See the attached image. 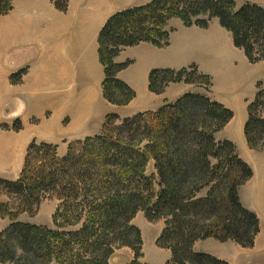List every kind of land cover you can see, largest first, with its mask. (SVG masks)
I'll list each match as a JSON object with an SVG mask.
<instances>
[{"label": "trees", "instance_id": "obj_1", "mask_svg": "<svg viewBox=\"0 0 264 264\" xmlns=\"http://www.w3.org/2000/svg\"><path fill=\"white\" fill-rule=\"evenodd\" d=\"M52 1L67 10L69 0ZM14 2L0 0V16L9 13ZM173 18L203 28L216 18L250 61L264 59V7H238L235 0H153L115 13L100 32L108 101L124 105L137 95L118 76L129 65L116 61L121 51L143 42L168 46ZM208 78L196 65L155 68L149 89L162 93L172 82L210 83ZM233 116L207 95L186 93L156 111L121 119V125L116 124L117 113H108L102 133L71 142L63 157L55 145L32 142L18 178H0V198L9 197L0 199V223L11 220L5 229L0 227V264H112L115 251L123 247L134 253L128 264H144L143 235L133 224L140 211L149 220L164 219L156 244L170 250L167 264H230L196 252L194 246L212 238L249 248L260 232L258 215L240 196L253 169L234 142L216 137ZM244 133L250 148H264L261 82L248 105ZM150 159L156 173L149 176ZM50 197L60 200L54 227L20 220L22 214L35 216Z\"/></svg>", "mask_w": 264, "mask_h": 264}, {"label": "crops", "instance_id": "obj_2", "mask_svg": "<svg viewBox=\"0 0 264 264\" xmlns=\"http://www.w3.org/2000/svg\"><path fill=\"white\" fill-rule=\"evenodd\" d=\"M152 1L69 0V9L63 12L52 0H15L13 9L0 16V125L9 123L8 119L11 116H18L20 108L27 107V103L31 102L30 104L34 105L36 98H47L48 103H56L60 98H48V94L57 92L63 94L60 103L68 106L72 102L71 99L75 103L79 99L80 87L84 88L86 85L94 84L95 93L93 92L91 100L84 109H91L94 102L102 105L98 112L101 113L95 121L97 126L96 128L81 126L77 130L76 138H81V135L85 137L95 135L92 132L96 129L98 132L101 120L108 113L119 112V108L109 105L103 96L101 85L104 67L99 58L100 32L107 20L115 13L143 6ZM235 1L238 7L246 3L264 7V0ZM168 27L172 31L167 48L162 49L150 42H143L141 46L126 48L124 53L122 51L116 58L119 63L133 60V63L127 69L120 71L118 76L137 91V96L129 105L131 111L123 116L156 111L165 103L175 102L186 93L201 92L192 85L175 83L171 84L161 95L153 93L149 89V75L155 68L182 69L196 65L206 75L219 76L218 79L223 85H220L211 99L231 109L234 116L230 123L219 132L217 138L234 142L241 158L252 167L254 176L241 186L240 196L243 205L255 212L262 223L264 183L259 182L261 185H258L255 182L257 175L261 176L260 168L256 169L252 163L257 151L249 147L244 135V126L248 119V105L256 95V90L249 95L248 99L244 95L251 89L255 77L254 72L247 73L251 70L249 58L242 48L235 45L232 33L216 18L205 29L196 25L186 26L179 18L171 19ZM237 51L241 55L242 66L239 70L243 68L244 71L240 77L244 84L242 87H238L233 79L226 82V76H224L225 73L231 75L235 68L233 67L235 62L232 60L228 61L229 65L225 64L226 54L237 56ZM25 66L30 67L25 78L29 91L25 84L19 87V91L23 90L25 92L23 94L27 95L19 98L16 93H13L14 90L10 89L13 87L10 76ZM223 69L225 71L222 72ZM258 81H263V79L260 78ZM244 89V92L237 93ZM65 90L68 91L65 92ZM75 91L78 92L73 94ZM83 101L85 98L82 99ZM53 105L58 108L56 104ZM6 107L7 110H5ZM236 122L240 127L237 132L233 128ZM92 128L94 129L91 131ZM0 133L3 132L0 130ZM9 135L12 133H7L8 137ZM51 140L57 139L53 137ZM11 150H16V148ZM8 154L9 157H14L0 163V177L15 180L20 174L23 163L16 158V154L9 151ZM261 177L264 179V173ZM248 194L251 198L248 202L259 206L250 205L251 203L245 201L244 198H248ZM260 240L262 241V237L256 241L257 246L255 245L258 254L264 252V240L262 242ZM194 250L210 253L230 264H237L243 256H249L250 249L232 241L223 243L210 238L196 242Z\"/></svg>", "mask_w": 264, "mask_h": 264}, {"label": "rangeland", "instance_id": "obj_3", "mask_svg": "<svg viewBox=\"0 0 264 264\" xmlns=\"http://www.w3.org/2000/svg\"><path fill=\"white\" fill-rule=\"evenodd\" d=\"M68 9H69V2H68L67 10L63 12H67ZM141 44L142 43L135 45V46H131V47L141 46ZM168 46L162 47V49L167 48ZM126 48L122 50L123 53L126 50ZM237 54H238L237 56H233L232 54L230 55V53L229 55L226 54L225 64L229 65L228 61L232 60L235 62L233 64V67L235 68L231 75H229L228 73H225L224 76H226V82H230L233 79V81L236 82L238 87H242L244 84L241 82L240 77L243 75L241 73H244V71H243V68L239 70L240 66H242L241 65V55L238 53V51H237ZM126 62H129V65L125 67L123 70L127 69L133 63V60H128ZM249 62L251 63L249 65V67H251V70L247 71V73L254 72L255 77L253 78L251 89L246 94H244L247 97V99L249 98V95H252V93H254L255 90L256 92L258 91V84H259L258 79L262 78L263 81H260V82L264 85V59L258 60L255 62L249 60ZM192 66L193 65L188 66L187 69H189ZM29 69H30L29 66H25V68L22 69L24 70V72L21 75L14 78V75L19 73L18 71L17 73L12 74L10 76L11 85L13 86L10 89L14 90L13 93H16L19 98L27 96L26 94H23L25 93L23 90L19 91L18 88L23 86L24 84L26 85V88H27V83H25V78H26L27 73L29 72ZM197 69L199 70L198 67ZM223 71L225 70L223 69L222 72ZM199 73L206 75L202 73L200 70H199ZM94 76H96V73H94ZM206 76L209 77L208 79L210 83H208L207 81L206 83L199 82L198 84L197 83H186V82H172L166 86L165 90L162 93H155V92L153 93L157 95H161L166 91V89L171 84L185 83V84L196 87L197 90L201 91L200 94L207 95L211 98L213 94H215V92L220 88V85H223V83L219 81L218 79L219 76L218 77H213L210 75H206ZM104 78H105V72L103 74V80H102V85H101L102 90H103ZM225 85L226 84L224 83V86ZM93 88H94V84L86 85L84 88L80 87L79 99L76 101V103L74 102L73 99H71L72 102H70L68 106H66L65 103H60L62 101L63 94L53 92V93L48 94V98H57V97L60 98V100L57 101L56 103H48L49 100L46 101L47 98H40V99L36 98V103L34 105L30 104L31 103L30 102V103H27V107L20 108V113L18 114V116L17 115L11 116L8 119L9 123L6 122L0 125L1 132L5 133V136H3V133H0V163L3 161H8L14 157V156L9 157L10 156L8 154V151H9V152L16 154V158L22 161L23 166H24L28 148L31 145V143L34 141L40 144L47 143V144L55 145L57 146L58 155L60 157L65 156L67 154V151L69 149L68 147L71 142L77 141V140H83L87 137V136L85 137V135H81V138H76L77 130L81 126H89V127L91 126L94 128H96L97 126L95 121L96 119H98V114L101 113V112L100 113L98 112L101 110L102 105H100L98 102H94L92 104L91 109L89 110L84 109L86 107V104H88V101L91 100L92 98L91 95H93V92L95 93V90ZM252 88H253V92H252ZM245 89L241 92L237 91V93H242L245 91ZM27 91H29V85H28ZM66 91L68 90H65V92ZM76 92L78 91H75L73 94H75ZM136 94H137V91H136ZM35 97H37V95ZM83 98H85V101L82 102ZM134 99H132L127 104L117 105V104L111 103L105 98V100L107 101L109 105L119 108L120 113L118 112L117 114L120 116V120L116 122L117 125L122 124L121 119L124 120L126 118L132 117V116L125 117L123 116V114L131 111V109L129 108V105L131 104V102L134 101ZM34 100L35 98L33 99V103H34ZM53 104H56L58 108H56L55 105ZM5 110H7V107L5 108ZM111 113H114V112H111ZM105 119H106V116L104 117L103 120H101L100 122L101 124L99 123L101 126V127L99 126L100 129H98L99 133L96 132L97 131L96 129V131L92 132L93 134L97 135V134L102 133ZM17 126H20V127L17 128ZM225 127H223L221 130H223ZM94 128H92L91 131ZM233 128H235V131L237 132L240 128L239 123L236 122V124L233 125ZM9 132H11L12 135H9L8 137L7 133ZM219 132L216 134V137L218 136ZM14 136H17V137L15 138ZM53 137H55V139L57 140L52 141L51 138ZM14 142H17V143H14ZM9 148L11 149L16 148V150H11ZM253 150L257 151V155H255L254 161L252 162L253 167H255L256 169L257 167L258 169L260 168L261 176H263L264 148H258V149H253ZM237 153H238V150H237ZM146 172H147V175L149 176L154 175V173H156L155 162L153 159H150V161L148 162ZM253 176H254V171H253ZM261 176L257 175V177L255 178V182H257L258 185H261L260 183L262 184L264 183V179ZM0 178H4V177H0ZM9 180H13V179L9 178ZM244 194L246 193L244 192ZM8 198L9 197L7 196H3L0 199L3 201H7ZM244 199H246L245 201H247V203L249 204L251 203V202H248V201H251L250 194H248V198H244ZM59 204H60V200L54 197L47 198L42 201L39 207L38 213L35 216H30L28 214H22L20 216V220L27 222V223L47 225L50 227H54L53 215L55 214ZM250 205H254V204L251 203ZM254 206H259V205L256 204ZM262 209H263V212L261 213L262 223L260 222V232L256 236L255 244L253 247L248 248L250 249L248 251L249 256L248 257L243 256L242 259L237 264H264V252H262L261 254L256 253L257 247H255V245L257 246L256 241H259V238L262 237V241L264 240V216H263L264 215V202L262 204ZM10 223H11V220L9 218L2 219L0 223L1 230L5 229ZM133 224L136 225L141 230L142 235H143L144 257L142 258V262L144 264H167L168 258L171 257V253L168 251L169 249L161 248L157 246L156 244V241L164 228V224H165L164 219L149 220L146 214L143 211H140L133 219ZM261 232H262V235H261ZM262 241L260 240V242ZM133 258H134L133 251L128 247H123L115 251V254L112 256L111 261H112V264H128L133 260Z\"/></svg>", "mask_w": 264, "mask_h": 264}]
</instances>
